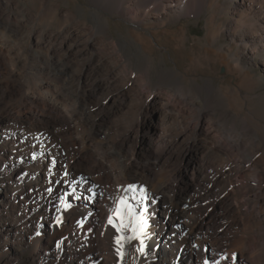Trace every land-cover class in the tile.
<instances>
[{
  "label": "bare ground",
  "instance_id": "obj_1",
  "mask_svg": "<svg viewBox=\"0 0 264 264\" xmlns=\"http://www.w3.org/2000/svg\"><path fill=\"white\" fill-rule=\"evenodd\" d=\"M89 1L105 11H121L122 0ZM159 2L160 0H136L130 11L137 14L139 9L147 10ZM194 2L195 0L188 1V12L194 10ZM240 5L244 8V19L247 23L245 25L252 28L250 38L256 37L264 48V0H240ZM38 12L41 13V9ZM0 17L2 18L1 14ZM5 28L8 35L18 37L20 34L18 24L5 25ZM99 31L106 34L108 26L101 27ZM83 34L86 33L72 30L64 38H59V46L51 51L53 56L59 51L67 52L69 57L74 53L82 56L86 51L97 53L91 35L88 37L87 34V38ZM82 37L85 39L80 46L78 40ZM49 39L55 41L57 36ZM1 45L0 75L8 76L7 78L13 81V87L6 83L4 91H0V208H3L7 215L9 211L16 210V218L9 224L3 238L14 235L22 239L23 228L34 231L28 241L34 246L30 254L31 264L40 260L53 264L49 256L57 254L60 255L62 264H88L89 257L100 263L99 252L102 250L108 251L107 256L112 264H140L146 247L135 232L136 229L139 230L138 226L133 225V222L128 223L129 218L138 215L152 238L154 264H205L206 261L207 264H263L264 175L260 173L254 176L257 179L256 187L254 185L255 189H250V194L247 195L251 203L246 204L245 213H242L238 220H235L236 216L230 218L234 233L221 236L220 244L210 248L208 255L207 252L202 255L199 250L196 252L197 232L203 228L208 210L202 214L196 212L198 214L194 219H185L181 210L190 203L182 200V194L195 181L206 185L205 188L202 186L204 192H214V182L221 174L229 173L231 166L230 161L219 158L220 148L215 143L205 145L186 140L188 135L194 140L206 135L207 131L205 132L200 117L195 125L186 121L181 125L182 130L172 132L173 120L167 112L171 110L169 104L155 95L145 96L138 107V114L140 125H152L150 135L140 136L137 132L128 130L122 134L120 141H107L106 147L114 148L116 152L111 151L109 156L95 155L88 147L80 148V145L86 142L85 138L79 141L73 135L76 129L72 118L77 114H81L86 124H90L93 129L104 127L109 122L106 116L94 118L93 114L103 109L105 104L102 103L98 107L97 103H93L94 93L81 92L79 83L84 81L85 77L80 75L76 79L78 84H75L68 68L59 67L56 80L62 84L63 91L50 93L53 98L46 99L39 95L40 93L30 92L26 86L27 82L25 83L26 77H33L35 73H44L47 70L41 66L45 57L40 59L32 55V50L37 48L39 43L28 38L27 48L24 49L26 62L16 61V66H20L24 72L22 80L17 79L19 76L6 66L5 50ZM51 63L54 69L58 68L57 61ZM128 82L119 90H127L131 85ZM35 89V92L45 91L47 84ZM121 94L123 99L126 98L127 93ZM66 102H74L75 110L73 116L72 112L69 115L71 117L64 112L63 104ZM122 109L123 105H118L111 113L116 114ZM101 131L97 130V133L106 135ZM131 146L134 149L132 154H128ZM109 158L119 161L123 171L121 180L116 179L117 176L114 177L115 171L113 172V166L111 168L108 164ZM137 158L143 159L141 164L135 162ZM167 161H176L179 166L165 170L164 164ZM256 165L252 160L246 167L254 168ZM234 174L243 177L241 171ZM205 176L208 177L207 182L203 180ZM179 183L183 187L179 186ZM29 198L36 200L37 204L26 206L25 199ZM121 201L130 204L133 209L131 214L127 210L124 212L123 223L117 217V211L122 207ZM66 204L71 207H65ZM22 210L27 216L20 215ZM226 210L234 213L233 215L241 211L236 206ZM110 217L113 224L120 227L119 232L113 224H109ZM258 228H262V231ZM123 237L133 239L126 243L128 240H123ZM118 238H121V244H117ZM6 242L3 241L1 246H5ZM158 242H162L160 250L155 249ZM54 264H57L56 261Z\"/></svg>",
  "mask_w": 264,
  "mask_h": 264
},
{
  "label": "rangeland",
  "instance_id": "obj_2",
  "mask_svg": "<svg viewBox=\"0 0 264 264\" xmlns=\"http://www.w3.org/2000/svg\"><path fill=\"white\" fill-rule=\"evenodd\" d=\"M188 1L160 0L155 6L147 10L139 9V13L133 14L130 8L136 0H122L121 11L117 12L102 10L89 0H0V45L5 50L6 66L19 76L17 79L22 80L23 69L16 64L26 62L24 49L27 48L28 38L39 43L32 50V55L40 59L45 57L41 66L47 70L26 77L25 83L30 92L40 93L46 99H52V93L63 91L62 84L56 80L59 67L68 68L75 84H78L76 79L80 75L85 77L79 83L81 92L94 93L93 103H97L98 107L105 104L103 109L93 114L94 118L106 116L109 122L104 127L93 129L90 124H86L81 114H77L72 118L76 129L73 135L79 141L85 138L86 142L80 148L88 147L95 155L109 156L111 151L116 152V149L106 147L107 141H120L128 130L140 136L150 135L152 125H140L138 114V107L145 96L155 95L169 104L171 110L167 112L173 120L172 132L182 130L181 125L186 121L195 125L200 117L206 135L195 140L188 135L186 140L205 145L215 143L220 148L219 158L231 163L230 172H225L227 176L221 174L218 177L220 181L217 179L214 182V192H204L206 185L195 181L182 194V200L191 204L180 209L185 219H194L198 213L208 210L203 228L196 236V252L199 250L200 255L204 252L208 255L210 248L219 245L223 236L234 233L230 218L236 216L235 220H238L245 213V207L251 203L247 195L250 189L253 191L256 187L257 179L254 176L257 173L264 175V48L256 37L250 38L252 28L245 25L244 8L240 0H195L192 12L187 11ZM40 9L41 13L38 12ZM14 24L19 25L20 34L17 38L5 31V25ZM105 25L108 26L106 34L99 31ZM72 30L86 33L83 34L85 37L91 35L97 53L86 51L82 56L74 53L69 57L67 52L59 51L61 53L57 52L53 56L51 51ZM54 36H57L55 41L49 39ZM85 37L78 40L80 46ZM54 60L58 62L57 69L51 63ZM7 77L0 75V91H4L6 83L13 87V81ZM127 82L131 84L129 88L124 92L119 90ZM45 84L47 90L35 92L37 86ZM121 93H127L126 98L123 99ZM63 105L66 115L72 112L73 116L74 102ZM118 105H123V109L119 114H112L111 110ZM97 130H102V133L105 130L106 135L98 134ZM133 149L131 146L128 154H132ZM252 160L256 162V167H246ZM142 161V158L135 160L137 164ZM108 164L113 166L114 177L121 180L123 171L119 161L109 158ZM164 165L165 170L179 166L176 161H167ZM238 171L242 172L243 177L234 174ZM203 178L207 182L208 177ZM181 183L179 186L183 187ZM246 198H249L248 202ZM25 200L26 206L37 204L33 198ZM235 206L241 210L237 215L226 210ZM0 209V264H31L30 254L34 246L28 241L34 231L21 228L22 239L14 235L4 239L6 229L16 218V210L9 211L7 215L3 208ZM20 215L27 216L24 210ZM140 219L138 215L128 220V223L133 222V225L138 226L139 230L135 232L146 247L140 264H154L152 238ZM258 230L262 231V228ZM3 241H7L5 246H1ZM161 244L158 242L155 249L160 250ZM107 252H99L100 263L89 257L88 264H112ZM50 256L53 264L54 261L62 264L59 254ZM34 264L47 262L40 260Z\"/></svg>",
  "mask_w": 264,
  "mask_h": 264
},
{
  "label": "snow or ice",
  "instance_id": "obj_3",
  "mask_svg": "<svg viewBox=\"0 0 264 264\" xmlns=\"http://www.w3.org/2000/svg\"><path fill=\"white\" fill-rule=\"evenodd\" d=\"M130 188H133L134 186H129ZM134 199V197H133ZM121 205L122 207L120 209H118L117 211V217L121 220V222L123 223L125 216H124V212L127 210L129 214H131L133 212L132 206L128 203H126L125 201H121ZM65 207H71V205H65ZM59 221V218H57ZM109 224H113V221L111 219V217L109 218ZM113 227H116L117 231H120V227H117L115 224H113ZM133 239V237H123V240H130ZM141 243H143L141 241ZM117 244H121V238L117 239ZM57 247H59V245H57ZM121 256L123 255L122 253H119ZM205 264H207V261L205 262Z\"/></svg>",
  "mask_w": 264,
  "mask_h": 264
}]
</instances>
